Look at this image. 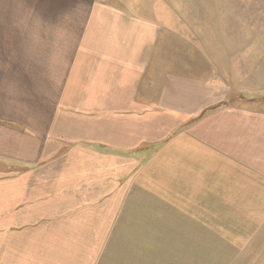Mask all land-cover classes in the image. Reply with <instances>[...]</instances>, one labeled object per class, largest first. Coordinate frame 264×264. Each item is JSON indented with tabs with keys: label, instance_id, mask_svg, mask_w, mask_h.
<instances>
[{
	"label": "crops",
	"instance_id": "0c3cea01",
	"mask_svg": "<svg viewBox=\"0 0 264 264\" xmlns=\"http://www.w3.org/2000/svg\"><path fill=\"white\" fill-rule=\"evenodd\" d=\"M24 1L37 20L0 63L18 83L0 96V264H120L122 241L199 210L239 211L224 225L264 264V46L185 41L123 4L148 0Z\"/></svg>",
	"mask_w": 264,
	"mask_h": 264
},
{
	"label": "rangeland",
	"instance_id": "374dc122",
	"mask_svg": "<svg viewBox=\"0 0 264 264\" xmlns=\"http://www.w3.org/2000/svg\"><path fill=\"white\" fill-rule=\"evenodd\" d=\"M123 4L127 9L147 8L157 20L182 29L180 33L185 41L264 46V0H148L136 3L137 6L130 2ZM31 8L32 2L0 0V63L15 58L22 47L25 26L37 20L25 17V11ZM9 68L0 65V96L3 91L13 96L18 91V83L9 75ZM7 164L0 160V165ZM237 212L199 210L193 212L198 219L182 220L174 215L175 211H167V225L147 224V240L120 243L118 263L243 264L247 257L246 231L241 233V229L246 227L224 225L225 221L236 220L223 217L225 214L238 216ZM173 221H197L199 224L174 225ZM144 233L143 226H136L137 237Z\"/></svg>",
	"mask_w": 264,
	"mask_h": 264
}]
</instances>
